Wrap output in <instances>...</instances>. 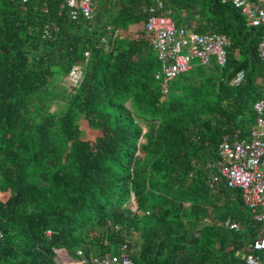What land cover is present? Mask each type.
Listing matches in <instances>:
<instances>
[{
    "label": "trees",
    "instance_id": "16d2710c",
    "mask_svg": "<svg viewBox=\"0 0 264 264\" xmlns=\"http://www.w3.org/2000/svg\"><path fill=\"white\" fill-rule=\"evenodd\" d=\"M117 1L110 24L90 26L58 0H0V190L11 192L0 204V264H59L60 249L91 259L128 239L135 264H246L259 225L240 190L209 187L207 164L256 123L262 30L221 0H165L178 26L230 44L224 66L198 64L164 93L150 79L160 63L143 28L147 3ZM47 23L58 27L50 40ZM87 51L80 86L58 91L55 76L84 65ZM240 71L246 82L232 86Z\"/></svg>",
    "mask_w": 264,
    "mask_h": 264
},
{
    "label": "built area",
    "instance_id": "2783aa9c",
    "mask_svg": "<svg viewBox=\"0 0 264 264\" xmlns=\"http://www.w3.org/2000/svg\"><path fill=\"white\" fill-rule=\"evenodd\" d=\"M28 0H23L27 2ZM69 9L72 21L95 23L97 3L104 0H58ZM147 3L144 30L152 36V48L160 63V68L152 75V80L160 84L161 90L167 92V83L186 73L198 64L206 65L212 59L224 66L227 62L226 48L230 40L219 33H199L185 26H178L173 19L174 11L165 0H144ZM222 4H230L238 9L246 20L248 27L262 30L261 40L257 47V56L264 61V0H221ZM91 29V28H90ZM58 27L47 23L42 29V38L50 40ZM106 50L111 45L102 38ZM91 56L85 52V64L71 68L67 75L70 89H77L85 74V67ZM246 82V74L240 71L232 79V86H240ZM256 123L250 137L241 138L237 134L225 138L219 146L218 157L213 163L207 164L210 171L208 185L215 190L220 185L241 191L245 207L252 213L253 220L259 225L254 240L246 241L244 251L246 264H264V99L254 105ZM213 172H217L218 175ZM11 192L0 190V204L9 200ZM223 226L239 231L238 222L227 219ZM118 228V227H117ZM51 231L47 235L51 236ZM3 234L0 230V239ZM131 241L123 243L117 253H106L87 259L82 250H77L75 257L66 250H57L56 260L59 264H135L129 252Z\"/></svg>",
    "mask_w": 264,
    "mask_h": 264
},
{
    "label": "rangeland",
    "instance_id": "374dc122",
    "mask_svg": "<svg viewBox=\"0 0 264 264\" xmlns=\"http://www.w3.org/2000/svg\"><path fill=\"white\" fill-rule=\"evenodd\" d=\"M119 5L120 4H119V2L117 0H113L110 3L108 1H106L105 3H101L99 1L97 3V8H96V11H95V19L99 18L101 23H105V24L109 23L110 24V21L112 19V10L115 12V10L119 7ZM112 8H114V9H112ZM173 17H175V15H173ZM141 28H142V24L141 23L135 24V25L131 26L130 29L127 32H125V33L129 34L130 32L137 31V30H139ZM119 33H122V32H119ZM80 65H83V64H80ZM54 81L58 84V86L60 85L58 87V89H57L58 91H62V87H61L62 85H67L68 86L67 76H62V75L58 74V75L55 76ZM57 101H58V99H57ZM61 101H63V100L60 99V101H58L59 104H57V105L55 104L53 106L54 107L53 109L61 108L62 105L64 104L63 103L64 101L63 102H61ZM94 136H95V134H92V133H90V135H89L90 138H94ZM17 187H18L17 184L16 185L15 184L12 185L13 189H18ZM136 238L138 239L137 236H136ZM18 256H19V254H18Z\"/></svg>",
    "mask_w": 264,
    "mask_h": 264
},
{
    "label": "crops",
    "instance_id": "0c3cea01",
    "mask_svg": "<svg viewBox=\"0 0 264 264\" xmlns=\"http://www.w3.org/2000/svg\"><path fill=\"white\" fill-rule=\"evenodd\" d=\"M174 11V10H173ZM150 79H151V82L153 83V84H155V85H157L158 87H160V84H156V83H154V81L152 80V76H150Z\"/></svg>",
    "mask_w": 264,
    "mask_h": 264
}]
</instances>
